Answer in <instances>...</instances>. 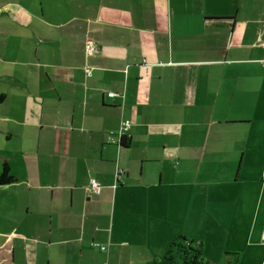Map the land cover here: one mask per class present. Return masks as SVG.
<instances>
[{"label":"crops","instance_id":"obj_1","mask_svg":"<svg viewBox=\"0 0 264 264\" xmlns=\"http://www.w3.org/2000/svg\"><path fill=\"white\" fill-rule=\"evenodd\" d=\"M4 162L0 264H264V0H0Z\"/></svg>","mask_w":264,"mask_h":264},{"label":"trees","instance_id":"obj_2","mask_svg":"<svg viewBox=\"0 0 264 264\" xmlns=\"http://www.w3.org/2000/svg\"><path fill=\"white\" fill-rule=\"evenodd\" d=\"M109 94H112V96H110ZM117 95L119 94L108 93L107 96L109 98H113ZM120 96L124 99V94H120ZM123 121H129V120H123ZM126 132L127 131H125L123 134L120 135V131H118L116 135L119 137L118 142L112 144H117L121 147L122 146L127 147L129 145V141L123 138ZM114 135L115 134L112 133L111 137H114ZM13 182H15V177L11 174V169L9 164L7 162H4L3 171L0 175V185H6ZM153 264H216V263H212L206 260L203 253V243L201 241L197 242L196 239L190 240L184 236H180L173 241L172 245L165 253V255L159 260H156Z\"/></svg>","mask_w":264,"mask_h":264},{"label":"built area","instance_id":"obj_3","mask_svg":"<svg viewBox=\"0 0 264 264\" xmlns=\"http://www.w3.org/2000/svg\"><path fill=\"white\" fill-rule=\"evenodd\" d=\"M92 47V43L91 41H88V49L90 50ZM110 96H112V94H109ZM131 126V122L130 121H123L121 126H120V135L123 134L125 131H128V129ZM111 143H117L118 140H114L113 137L110 136L109 138ZM122 171L119 170L118 173H121ZM90 189L94 192V193H99L100 192V185L99 183H97L96 181H92L91 187ZM95 246L99 247L101 250H105V247H101L100 245L96 244Z\"/></svg>","mask_w":264,"mask_h":264},{"label":"rangeland","instance_id":"obj_4","mask_svg":"<svg viewBox=\"0 0 264 264\" xmlns=\"http://www.w3.org/2000/svg\"><path fill=\"white\" fill-rule=\"evenodd\" d=\"M112 133H113V132L109 133L108 136H107V141H108V143H110L109 138H110V136L112 135ZM113 139L116 140L115 136L113 137ZM255 162H257V159L255 160ZM119 170H121V169L117 168V170H116V178H117V180H119L120 177H121V175L124 173L123 170H121V171H122L121 173H118ZM259 184H260V185H258V184L255 185V193H256L255 207H256V208H257L258 199L260 198L261 193H262V187H261L262 183H261L260 180H259ZM255 253H256L257 256H255L254 258H251V259L249 260V262L247 261V263H251V262H253V261H256V262H257V261L259 260V253H258V250H257V249H255Z\"/></svg>","mask_w":264,"mask_h":264}]
</instances>
